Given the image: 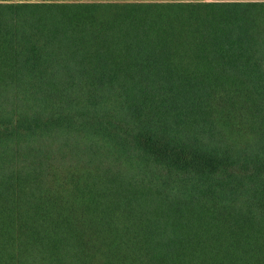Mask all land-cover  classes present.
<instances>
[{
    "label": "trees",
    "instance_id": "trees-1",
    "mask_svg": "<svg viewBox=\"0 0 264 264\" xmlns=\"http://www.w3.org/2000/svg\"><path fill=\"white\" fill-rule=\"evenodd\" d=\"M0 264H264V0H0Z\"/></svg>",
    "mask_w": 264,
    "mask_h": 264
},
{
    "label": "rangeland",
    "instance_id": "rangeland-1",
    "mask_svg": "<svg viewBox=\"0 0 264 264\" xmlns=\"http://www.w3.org/2000/svg\"><path fill=\"white\" fill-rule=\"evenodd\" d=\"M35 1H40V0H35ZM85 2H89L90 0H84ZM137 1V0H136Z\"/></svg>",
    "mask_w": 264,
    "mask_h": 264
}]
</instances>
